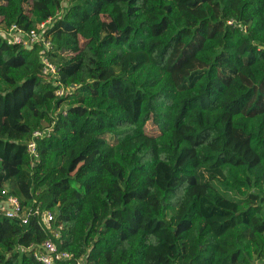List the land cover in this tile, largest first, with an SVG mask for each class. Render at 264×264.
<instances>
[{"label":"trees","instance_id":"16d2710c","mask_svg":"<svg viewBox=\"0 0 264 264\" xmlns=\"http://www.w3.org/2000/svg\"><path fill=\"white\" fill-rule=\"evenodd\" d=\"M43 23L61 97L0 38V264H264V0H0Z\"/></svg>","mask_w":264,"mask_h":264},{"label":"built area","instance_id":"2783aa9c","mask_svg":"<svg viewBox=\"0 0 264 264\" xmlns=\"http://www.w3.org/2000/svg\"><path fill=\"white\" fill-rule=\"evenodd\" d=\"M44 23L40 26V33L31 31L29 33H23L17 30L15 26L11 27L8 31L0 30V38L3 39L9 45H22L30 46L34 44H40L42 46L41 51V73L44 77L52 80L57 89L55 90V95L61 97L64 95V89L62 88L60 82L58 81L57 76V67L55 61L50 57L49 52L52 49L51 43L49 40H46L42 36V31L44 30ZM35 137H42L43 133L35 132L33 134ZM28 151L31 154L35 152L34 142L29 143ZM21 211L19 202L17 199L10 197L6 202H0V213L5 216L12 218L19 215ZM39 211L36 210V214ZM42 217L45 220V223H48L52 220L53 216L49 212H43ZM43 252L37 251L35 253V258L37 261L43 264H54L59 260H68L71 258V255L65 252L58 251L57 247L51 240H47L42 244ZM77 264H82L78 262Z\"/></svg>","mask_w":264,"mask_h":264},{"label":"rangeland","instance_id":"374dc122","mask_svg":"<svg viewBox=\"0 0 264 264\" xmlns=\"http://www.w3.org/2000/svg\"><path fill=\"white\" fill-rule=\"evenodd\" d=\"M148 133L152 134L154 131L152 130L151 126L147 127ZM212 228L216 232H221L223 229L229 226V223L226 222V218H212L210 220Z\"/></svg>","mask_w":264,"mask_h":264}]
</instances>
